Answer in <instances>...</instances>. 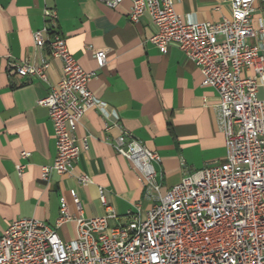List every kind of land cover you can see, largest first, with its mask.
Masks as SVG:
<instances>
[{
    "label": "crops",
    "instance_id": "1",
    "mask_svg": "<svg viewBox=\"0 0 264 264\" xmlns=\"http://www.w3.org/2000/svg\"><path fill=\"white\" fill-rule=\"evenodd\" d=\"M45 8L57 11L58 31L79 65L96 74L89 89L105 105L87 112L77 126L76 137L87 140L89 149L74 162L72 174L52 173L49 181L42 179V168L54 164L57 144L48 109L38 103L61 81L63 63L34 45V34L46 26ZM131 8L132 0L114 9L102 0H0V235L17 219L55 227L65 199L73 220L57 231L63 242L73 241L75 219L106 215L101 188L118 215L110 227L125 225L132 217H145L185 176L226 161L217 92L203 86L200 69L176 44L162 54L151 42L157 27L150 16L132 23ZM255 9L258 26L264 23V0ZM175 10L192 23L220 22L232 12L229 0H175ZM98 51L108 53L102 69L95 60ZM42 60L50 63L47 81L9 75L12 63L40 65ZM243 77H255L253 69L244 70ZM258 97L264 101V74ZM123 134L158 153L160 192L150 190L133 163L117 153L116 140ZM81 176L90 184L81 185Z\"/></svg>",
    "mask_w": 264,
    "mask_h": 264
},
{
    "label": "built area",
    "instance_id": "2",
    "mask_svg": "<svg viewBox=\"0 0 264 264\" xmlns=\"http://www.w3.org/2000/svg\"><path fill=\"white\" fill-rule=\"evenodd\" d=\"M231 17L220 22L192 23L175 10V0H132L130 21L149 15L157 27L151 42L162 54L176 44L203 75V86L219 96L218 123L226 137V161L185 176L146 213L125 225L110 227L118 215L99 189L107 213L94 219H75L77 238L63 242L57 229L73 220L65 199L52 227L37 219H17L0 235V264H264V101L258 97L264 74V23H253L255 4L262 0H229ZM109 8L123 0H102ZM46 26L34 34L37 49L47 48L63 63V76L39 100L48 109L57 144L52 166L42 168V179L52 173L71 175L74 162L89 149L75 133L83 117L105 105L89 89L96 74L85 71L58 31V13L45 8ZM255 40L256 43H250ZM99 69L108 53L98 51ZM50 63H12L10 76H37L47 81ZM253 69L255 77H243ZM115 149L131 161L150 190L160 192L154 163L157 152L123 134ZM28 156V153H23ZM17 170L22 174L24 167ZM83 186L90 184L81 176ZM78 211L82 204L73 193Z\"/></svg>",
    "mask_w": 264,
    "mask_h": 264
}]
</instances>
